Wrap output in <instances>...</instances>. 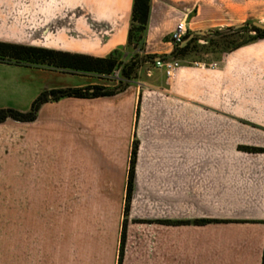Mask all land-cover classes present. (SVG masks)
I'll return each mask as SVG.
<instances>
[{"label": "crops", "instance_id": "1", "mask_svg": "<svg viewBox=\"0 0 264 264\" xmlns=\"http://www.w3.org/2000/svg\"><path fill=\"white\" fill-rule=\"evenodd\" d=\"M24 1V17L31 20L23 27L32 26L33 19L34 32L24 36L23 42L14 34L8 43L100 59L127 50L134 0ZM188 14L171 0H152L146 52L177 60L180 68L173 77L154 66L156 58L144 69L147 75L138 89L130 84L112 97L49 102L34 122L23 123L25 159L40 164L24 169L27 183L22 192L40 210L63 208L64 193L119 192L120 187L112 184L65 183L57 162L83 154V159L91 161H128L129 167L136 135L135 201L142 211L150 210L153 220L147 263L263 264L264 154L192 152L190 117L191 107L196 106L264 132V40L230 52L217 69L182 64L169 58L176 46L171 34L181 22L187 28ZM0 66L42 83L32 103L45 91L103 86L96 83L95 74ZM141 85L166 92L174 103L171 112L175 117L164 122L166 131L161 136L147 135L150 128L145 122L137 126ZM123 178L127 185V169ZM78 199L71 197L67 207L79 208ZM116 209L119 223V204ZM196 219L221 223H162ZM118 223L99 248L93 242L96 234L30 233L24 240L32 244L19 259L22 264H117Z\"/></svg>", "mask_w": 264, "mask_h": 264}, {"label": "rangeland", "instance_id": "2", "mask_svg": "<svg viewBox=\"0 0 264 264\" xmlns=\"http://www.w3.org/2000/svg\"><path fill=\"white\" fill-rule=\"evenodd\" d=\"M171 1L189 11L187 34L184 41L197 31L215 32L226 28H236L243 24L251 25L254 22L264 25V0ZM25 4L27 2L24 0H0V42L8 43L7 41L12 40L14 34L23 42L24 36L30 37L34 32L33 19L32 26H28V29L23 27L27 21L31 20L24 17ZM250 30L252 32L242 36H230L228 43L220 42L216 47L210 46L202 37H198L196 38L198 42L193 45L191 52L177 59L182 64L220 63L237 42H246L256 36V33ZM202 46L208 47L210 52H204L201 49ZM145 55H149L146 50L144 53L138 52V55L135 51L128 49L125 52L120 51L116 56L120 64L117 70L119 77L95 75L96 83L103 85L102 87L108 86V88L119 86L120 79H122V67L136 58H145ZM150 64V62L145 63L130 83L136 89H138L139 82H144L147 75L144 69ZM22 73L17 70L13 71L10 67L0 66V109L29 112L32 105L30 100L42 83L35 79H25ZM173 104L166 92L141 85L136 107L137 126L145 122L150 128L147 135L161 136L166 131L164 122L171 121L175 117L172 114L173 110L171 112ZM190 129L192 152H244L243 148L247 147L264 149L263 131L243 124L230 116L210 112L196 106L191 107ZM23 136V123L8 120L0 124V264H22L19 256L26 247L29 248L32 244L30 240L28 242L24 240L25 235L30 233L75 232L83 236L96 234L93 242L97 243L99 248L105 244V235L107 233L109 235L113 228L117 229L118 222L115 219V212L118 204L120 241L117 250V264L121 256L124 226L126 240L122 264H148L153 220L150 210L149 213H147L148 210L142 211L140 204L136 203L135 192H133L129 214L125 215L128 187L124 185L123 175L126 169L128 172V161H91L83 159L84 155L79 154V159L57 162L59 168L65 173V183L112 184L119 186L120 191L64 193L61 195L65 204L60 210L35 209L29 200L25 199L26 194L22 192L24 184L27 183L24 169L34 168L40 163L25 159ZM134 140H137L136 135ZM46 163L48 164V162L41 164L46 165ZM72 174L73 177H71ZM123 185L124 190H122ZM71 197L79 198L81 202L79 208L72 210L67 207L66 203ZM83 201L85 205L82 204ZM71 211H74L73 215Z\"/></svg>", "mask_w": 264, "mask_h": 264}, {"label": "trees", "instance_id": "3", "mask_svg": "<svg viewBox=\"0 0 264 264\" xmlns=\"http://www.w3.org/2000/svg\"><path fill=\"white\" fill-rule=\"evenodd\" d=\"M152 0H134L132 8L131 23L128 33L127 49L138 52H145L146 36L149 27L151 15ZM256 34L251 40L246 42H237L229 52L235 51L246 45L255 43L259 40H264V31L253 30ZM252 32L247 26L244 28H226L225 30H216L213 35L202 37L210 46L216 47L218 43H228L230 36H242ZM219 41V42H217ZM198 39H193L184 48L178 45L169 58L177 59V57L187 56ZM204 52L209 53V48L202 46ZM119 51L114 52L109 57L100 59L83 55H72L55 50H49L41 47L25 46L14 43L0 42V64L15 65L27 68H44L49 70L72 71L79 74H95L101 77H108L117 72L120 64L116 57ZM157 56L145 55V58H136L129 64H126L121 69L122 79L120 85L115 88H108L102 86H93L85 88H66L60 90H52L42 92L37 99L32 103L29 112H20L15 109H0V124L8 120H13L19 123L34 122L37 119L40 108L49 102H58L62 99H95L101 97H112L122 93L130 83L136 78L140 68L147 62L153 63ZM163 59V57H162ZM166 59V58H165ZM164 60V59H163ZM93 90V92H91ZM138 116V113H137ZM139 142L133 141L131 147V154L128 167V183H127V197L125 206V215L128 216L135 184L136 164L138 154ZM244 152L253 154H264V149L253 147L243 148ZM165 225H187V226H201L212 223H221L217 220L196 219L190 221H176V222H162ZM126 240V228L124 226V233L122 236V250L118 264H122V255ZM264 264V259H263Z\"/></svg>", "mask_w": 264, "mask_h": 264}, {"label": "built area", "instance_id": "4", "mask_svg": "<svg viewBox=\"0 0 264 264\" xmlns=\"http://www.w3.org/2000/svg\"><path fill=\"white\" fill-rule=\"evenodd\" d=\"M187 34V28L185 22H181L177 25L176 29L174 32L171 34V42L174 45L180 46ZM201 68H212V69H217L220 66V63H209L203 64V63H197ZM154 66L159 69H163L165 71V74L168 78L173 77L178 69L180 68V63L177 60H163V59H156L154 62ZM117 76L119 77V72H115L111 77Z\"/></svg>", "mask_w": 264, "mask_h": 264}, {"label": "water", "instance_id": "5", "mask_svg": "<svg viewBox=\"0 0 264 264\" xmlns=\"http://www.w3.org/2000/svg\"><path fill=\"white\" fill-rule=\"evenodd\" d=\"M248 27L249 29L252 30H260V31H264V25L260 24V23H252L251 25H239L236 28H244V27ZM214 32L210 31V32H205V31H197L194 34H192L191 36H189L179 47L180 48H184L188 45L189 42H191L193 39H196L198 37H208L213 35ZM160 59V58H158ZM91 92H93V90H91Z\"/></svg>", "mask_w": 264, "mask_h": 264}]
</instances>
